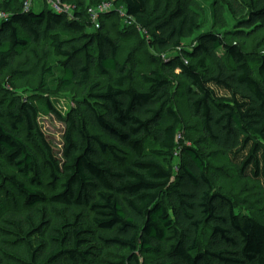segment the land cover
<instances>
[{"label": "trees", "instance_id": "trees-1", "mask_svg": "<svg viewBox=\"0 0 264 264\" xmlns=\"http://www.w3.org/2000/svg\"><path fill=\"white\" fill-rule=\"evenodd\" d=\"M103 3L113 5L104 20H130L156 50L180 52L163 67L184 82L201 136L194 146L264 189V54H248L214 32L185 50L202 24L196 0H157L152 11L151 0L93 5ZM211 6L216 24L226 9L245 13L232 39L264 30V0ZM0 11L9 15L0 21V73L31 47L45 46L53 65L44 64L43 76L63 89L88 87L79 110L66 117L45 103L65 124L59 150L36 108L0 99V195L13 196L0 200V264H264V223L235 213L199 152L184 146L173 165L180 119L159 70L138 76L133 53L121 60L115 40L90 31L86 11L71 19L45 8L25 13L17 0H0ZM105 78L108 84L99 81ZM203 230L209 234L201 247Z\"/></svg>", "mask_w": 264, "mask_h": 264}, {"label": "rangeland", "instance_id": "rangeland-1", "mask_svg": "<svg viewBox=\"0 0 264 264\" xmlns=\"http://www.w3.org/2000/svg\"><path fill=\"white\" fill-rule=\"evenodd\" d=\"M23 7L25 0H17ZM31 9L38 10L45 8L53 11L57 9L64 13L69 19L74 16L76 10L86 11L91 19L93 28L91 32L107 33L120 47V59L124 60L130 53L136 64L138 76L147 75L151 70H159L172 85L170 92V106L180 119V128L177 138L178 156L174 157L173 165H179L182 161L180 150L184 146L194 147L203 157L205 162L213 168L218 176L212 179L215 190L228 198L234 206L235 213L240 217L251 218L264 223V189L261 183L250 178H241L237 173L230 169L229 163L225 158L211 160L209 152L201 146H194V142L201 139L195 121L188 113L185 99L183 97L184 82L179 79L178 71L170 72L163 67L174 55H179V51L166 50L158 51L151 44L149 35L137 26H130L124 19L111 17L104 20L103 14L109 13L113 9L110 3H103L109 7V11L97 8L93 5L95 0H28ZM202 8V24L194 36L184 40V49L190 50L197 42L200 35L214 32L222 36L223 40L230 43L235 41L248 54H264V30L247 33L239 39H232L237 24L236 22L244 16V12L235 16V10L226 9L223 20L216 24L212 15L213 0H196ZM72 2L73 4H67ZM157 4V0H151V11ZM102 9V10H101ZM65 10V11H64ZM54 12V11H53ZM93 15V16H92ZM99 24L98 30L95 24ZM53 65L50 53L45 46L31 47L28 52L17 58L13 65L0 73V99L6 94L9 99L18 98L31 104L39 113V124L44 134L50 139L51 145L56 150L61 149L65 124L59 121L54 115L50 114L45 103L51 105L63 116L76 112L78 104L82 99L87 98L88 87L70 86L59 88L54 78L43 76L44 64ZM43 69V70H42ZM103 84H108L107 78L99 80ZM137 83L139 81L137 80ZM29 144L34 148V143L30 140ZM4 169L3 171H8ZM0 200H10L12 194L3 192ZM12 213V212H11ZM209 232H201V247L208 238ZM108 258H116L120 253L115 251H103Z\"/></svg>", "mask_w": 264, "mask_h": 264}, {"label": "built area", "instance_id": "built-area-1", "mask_svg": "<svg viewBox=\"0 0 264 264\" xmlns=\"http://www.w3.org/2000/svg\"><path fill=\"white\" fill-rule=\"evenodd\" d=\"M97 8H102V9H104V10H106V11H109V7H107L106 4H102V5H100V6L97 7ZM30 9H31L30 1L25 0V1L23 2V11H24L25 13H27V12H29ZM102 9H101V10H102ZM53 11H54L55 13H57V14H62V13H64L63 11H62V13L59 12L57 9H53ZM64 11H65V10H64ZM107 13H108V12H107ZM92 16H93V15H92ZM121 16L124 17V13H122ZM8 18H9V15H7L6 13L0 11V21H5V20H7ZM128 21H129V22H128ZM126 22H127L129 25L132 24L130 20H126ZM94 24H95V22H94ZM94 26H95V28H96L97 30L100 28V27H99V24H95ZM177 138H178V137H177ZM174 156H175V157L178 156V151L174 153Z\"/></svg>", "mask_w": 264, "mask_h": 264}]
</instances>
